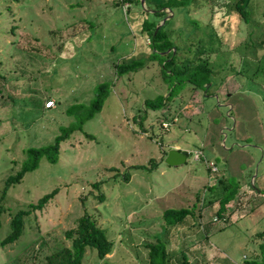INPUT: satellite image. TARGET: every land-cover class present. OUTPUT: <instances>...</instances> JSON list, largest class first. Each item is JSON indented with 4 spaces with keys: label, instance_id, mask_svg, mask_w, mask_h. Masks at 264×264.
<instances>
[{
    "label": "rangeland",
    "instance_id": "rangeland-1",
    "mask_svg": "<svg viewBox=\"0 0 264 264\" xmlns=\"http://www.w3.org/2000/svg\"><path fill=\"white\" fill-rule=\"evenodd\" d=\"M233 3L223 0L212 10L204 6L196 13L192 6L188 12L202 23L210 19L222 34V44L209 54L212 75L222 78L212 79L207 93L214 92L205 95L202 87L182 88L186 82L171 86L161 70L160 56H150L149 36L141 22L144 17L157 21L156 10L163 8L148 0L145 5L132 1L126 12L114 0H0V239L9 232L17 209L57 189L42 210L24 217L21 236L0 246V264H45L50 251L70 243L64 230L84 212L98 219L113 248L99 258L87 246L81 264H148L146 244L157 238L164 240L171 264H264V235H257L264 230V205L258 207L262 196L241 191L227 204L223 221L216 214L217 199H207L211 172L204 161L195 159V148L200 146L218 166L212 173L215 177L239 178L230 173L214 143L229 142L227 128L215 130L222 120L232 124L220 106L226 99L221 93L237 86L254 96L264 129V0L249 1L248 23L239 18ZM12 25L17 27L11 31ZM169 26L177 42L187 35L198 37L199 29L194 30L195 24L181 12L175 13ZM139 45L144 51L132 57L143 59V66L116 72L115 63L127 57L126 50L136 52ZM101 81L110 84L107 97L79 125L78 117ZM192 89H198L196 95L203 103L192 101L185 112L198 107L200 124H189L187 129L172 124L167 130L168 121L165 127L162 119L183 107L180 99L189 102ZM158 94L168 102L157 107L145 103ZM173 99H177L174 104ZM47 100L54 102L46 105ZM72 105L74 111L67 112ZM246 110L244 116H250ZM70 124L75 127L60 141L57 160L42 156L37 167L26 171L1 197L6 177L21 168L27 148L53 142L61 126ZM240 130L239 135L244 132ZM209 132V141L200 144ZM256 134L247 140L259 143ZM171 141L188 149L183 164L165 162ZM237 148L226 152L228 161ZM246 149L255 161L238 160V167L248 170L251 164L248 182L254 185L251 178L264 167V151ZM192 205L194 212L185 222L165 228L164 208Z\"/></svg>",
    "mask_w": 264,
    "mask_h": 264
},
{
    "label": "trees",
    "instance_id": "trees-1",
    "mask_svg": "<svg viewBox=\"0 0 264 264\" xmlns=\"http://www.w3.org/2000/svg\"><path fill=\"white\" fill-rule=\"evenodd\" d=\"M114 1H116L118 5H121L120 0ZM132 1L140 2V0H131V2ZM148 1L150 3V0ZM249 1L250 0H234L233 3L235 12L239 15V18L246 23H248L250 19L248 10ZM145 2H147V0H145ZM217 4L222 5L223 0H205V2L199 0H163L160 3L153 4L158 9L170 8L177 13H184L187 22L195 24L196 27H194V30L196 29L197 31L199 29V32L197 33L198 37L195 38L190 35L186 36L190 37L193 43L186 40V37L180 42H177L178 36L173 38L174 30L170 28L171 26H169V23L174 16L166 19L156 30L155 27L157 21L148 18L143 19L141 29L146 32L147 36L150 38V56H160L159 61L161 63V70L164 73V78L171 86H174L175 84L183 85L184 82H190L196 88L202 87L207 93L208 87L211 85V74L214 72V69L210 65L211 58L209 54L218 48V44H222V34L216 32L210 19L207 20L209 22L202 23L199 22L198 19L189 17L188 12L192 6L195 8L208 6L210 10H212V7L215 5L217 6ZM6 8L10 9V5L7 4ZM164 9L156 10L157 15L160 17L166 15ZM15 27H17V25H12L11 31ZM143 64L144 60L141 58H135L132 56L124 57L115 63V70L116 72L133 71L142 67ZM109 87L110 84L107 81H101L96 85L93 97L89 105L85 108L86 111L78 117L79 125H81L85 119L91 117L95 111L101 108L109 92ZM164 98L163 94H158L155 98L145 99V103L151 107H157L159 104L166 103ZM74 108L75 105L68 107L67 112H73ZM74 127L75 124L61 126L60 132L55 136L53 142L46 145L28 147L27 157L21 168L16 173L9 174L6 177L1 197H3L5 191L11 184L19 181L23 177L26 171L37 167L42 156H45L50 162L56 161L58 158L60 141L65 138ZM203 155L206 156L204 152ZM208 159L213 160L210 158ZM201 160L203 161V159ZM214 163L216 164L215 161ZM206 167L211 173L218 171V166L215 171H211L207 165ZM215 179L214 183L206 185L207 193H205L207 194V199L211 198V196L217 199L215 201H217L219 205L216 209V214L218 217L226 220L225 212L227 210V204L237 197V195L244 189H240V182L231 176L224 177L217 174ZM56 192L57 189L54 188L38 198L36 202L28 203L26 208L17 209L10 218L9 232L0 239V246H4L5 244L18 239L24 230V217L34 210H42L48 200L53 197ZM209 202H212V200ZM1 208L2 206L0 205V210ZM193 208V205L190 207L182 206L177 208H164L162 211V217L166 224L165 228L185 222L187 217L193 214ZM257 235H264V230L258 232ZM64 237L70 241L69 245H64L59 249L50 251L46 257L47 260L45 264H81L87 246L94 248L99 258H104L107 254L112 252L113 241L100 226L98 219L87 212H84L79 216L72 227L64 230ZM146 245L148 264H171V254L169 253L163 239L157 238L156 241ZM261 247L264 251V242L261 243Z\"/></svg>",
    "mask_w": 264,
    "mask_h": 264
},
{
    "label": "crops",
    "instance_id": "crops-1",
    "mask_svg": "<svg viewBox=\"0 0 264 264\" xmlns=\"http://www.w3.org/2000/svg\"><path fill=\"white\" fill-rule=\"evenodd\" d=\"M163 0H150L151 3L156 4V3H160ZM204 7V6H203ZM203 7H197L196 9H193V11H195V13L201 8L203 9ZM122 8V6H121ZM129 8V7H128ZM127 8V10H128ZM164 9V8H163ZM123 10V8H122ZM126 10V11H127ZM166 11V15H168V9H164ZM197 10V11H196ZM123 10V12H126ZM173 12L172 16L173 17L175 15V13H177L175 10H171ZM182 13V12H181ZM184 15V13H183ZM162 17H159L157 20V23L159 22V20ZM185 16V15H184ZM169 17V18H171ZM145 18V17H144ZM167 18V19H169ZM142 21V20H141ZM142 23V22H141ZM156 23V25H157ZM143 47L141 45H139L137 47V51H133L130 50L128 51V49L126 50L127 53L124 54L123 56H127V57H131L135 54H137L140 51H144L142 49ZM136 49V48H135ZM135 53V54H134ZM214 72H212L213 74ZM211 74V81L214 78H222L221 76H216V73L214 75ZM217 81V80H216ZM187 84H184L182 88H184L185 86H191L192 84L190 82H186ZM222 84V81H219V83L217 84V87H220ZM198 89H192L191 94L189 95V102H186L185 100H181V104H183V109L180 108L179 110H177L176 112H174L173 110H171L168 115L167 118L166 116L162 119L161 123L163 121H168V127L166 128L168 130L169 126L174 124L176 126H178L179 128L184 127V129H187V126H189V124H200V120L201 117L199 116V109L198 107L196 108L195 111H190V112H185L188 109L189 104L192 101H197V103H203V99H198L199 96L196 95ZM216 90L220 93V90L216 88ZM205 93V95H210L211 93H213L214 91H212L211 93H206L205 90L203 91ZM208 92V91H207ZM224 94V96H226V99H223L221 101H223L222 104H220V106L222 107L223 111H227L229 113V119L232 121V124H230L229 122L226 121H220L217 125L216 128V132L219 129L220 126H224L225 128H227L229 130V135L226 134V138H229V142L226 144L227 146H225L224 141L218 140L215 141L214 143L218 144L217 146V151L220 155H222L223 157L226 158V163H227V167L230 171V173H236L239 174V178H237V180L240 182V189H244L246 190L248 195H260L262 196V200L259 201L258 203V207L264 205V167H262V169L255 174L251 180L252 182H254V185L250 184V180L248 182V178H249V169H250V165L248 166V170L246 168H240L238 167V160L239 161H244L247 160L248 163H253L255 160L253 159V157L251 155H249V151L246 149V147L251 146L257 149L262 148L264 151V129H263V122L260 116V112L257 106V103H255V98L254 96L250 95L243 87L237 86L236 90L233 91H227V93H221ZM171 103H175L177 102V99H173L170 100ZM168 102V101H166ZM249 108L250 110V116H244L247 113L246 108ZM225 108V109H224ZM214 111H217V108H214ZM208 116H210V119L214 116V113L211 112L210 115L208 114ZM206 116L207 122L209 121L210 124H212V121L209 120V117ZM256 121V125L254 123V121ZM197 122V123H196ZM162 128V127H161ZM164 129V128H162ZM240 129H243V133L241 135H239V132L242 131ZM221 130V128L219 129ZM237 131V133L235 132ZM255 132H258L259 135H257ZM209 134L210 132L206 135L205 138H203V135L201 137V142L200 144L206 143L209 141ZM255 134H256V143H251L249 142L247 139L249 137H254L255 138ZM169 146L168 149L170 147H178L180 149L183 150H187L185 148V146H181V143L178 141H171L169 142ZM209 144H213V142L210 141ZM234 145H236L238 148L233 150L232 152V156H234L232 159L228 161V157L226 155V152H230ZM244 147V148H242ZM200 148V146H197L195 149ZM202 149V148H201ZM162 151H165V149L163 148ZM236 152V153H235ZM211 179H215V176L210 173L208 175V181H206V183H211ZM203 181V179L201 180ZM205 183V184H206ZM246 195V194H245ZM258 207H254V209L258 208ZM252 211V210H251ZM250 211V212H251ZM233 213H231L230 215H232ZM241 215V214H240ZM69 245V244H67ZM87 253V248L85 250V254ZM84 254V256H85ZM110 254V253H109ZM83 256V258H84ZM83 262V260H82Z\"/></svg>",
    "mask_w": 264,
    "mask_h": 264
},
{
    "label": "water",
    "instance_id": "water-1",
    "mask_svg": "<svg viewBox=\"0 0 264 264\" xmlns=\"http://www.w3.org/2000/svg\"><path fill=\"white\" fill-rule=\"evenodd\" d=\"M140 2L145 5V0H140ZM168 9V15L165 16V18L162 19L161 23H158L155 27V30L170 16H172L173 12L171 11L170 8H166ZM189 153L187 152V150H183L180 149L178 147H170L167 152L165 153V157L164 160L166 163L170 164V165H179V164H183L187 157H188Z\"/></svg>",
    "mask_w": 264,
    "mask_h": 264
},
{
    "label": "built area",
    "instance_id": "built-area-1",
    "mask_svg": "<svg viewBox=\"0 0 264 264\" xmlns=\"http://www.w3.org/2000/svg\"><path fill=\"white\" fill-rule=\"evenodd\" d=\"M121 1V6L123 8L124 11L127 10V8L130 6L131 4V0H120ZM148 41H150L149 38H147ZM49 101V105L53 104V100H48ZM163 126H167V122L163 121L162 122ZM195 159H203V161L206 163L207 166H209V168L211 169V171H215L217 170V166L214 163L213 160H209L206 156L203 155V151L201 149H195ZM213 220H219L216 216L213 218ZM222 220L224 221V218H222Z\"/></svg>",
    "mask_w": 264,
    "mask_h": 264
},
{
    "label": "clouds",
    "instance_id": "clouds-1",
    "mask_svg": "<svg viewBox=\"0 0 264 264\" xmlns=\"http://www.w3.org/2000/svg\"><path fill=\"white\" fill-rule=\"evenodd\" d=\"M46 105H49V101L48 100L46 101Z\"/></svg>",
    "mask_w": 264,
    "mask_h": 264
}]
</instances>
